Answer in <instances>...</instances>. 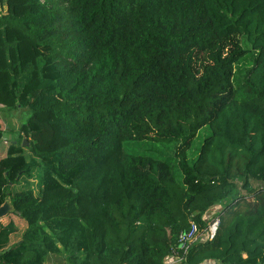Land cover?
Returning <instances> with one entry per match:
<instances>
[{
  "label": "trees",
  "instance_id": "1",
  "mask_svg": "<svg viewBox=\"0 0 264 264\" xmlns=\"http://www.w3.org/2000/svg\"><path fill=\"white\" fill-rule=\"evenodd\" d=\"M0 106V264H264V0H0Z\"/></svg>",
  "mask_w": 264,
  "mask_h": 264
},
{
  "label": "rangeland",
  "instance_id": "2",
  "mask_svg": "<svg viewBox=\"0 0 264 264\" xmlns=\"http://www.w3.org/2000/svg\"><path fill=\"white\" fill-rule=\"evenodd\" d=\"M5 112L7 114L6 118H8V119H6L7 123L11 125L12 131H13V132H10V135H13L15 139H18L19 137H21L18 135V131L20 130L21 125L25 124L28 121L30 114L28 113V111L26 109H20V108H18V109H5ZM205 134L206 133L204 131H202L201 135L203 136ZM198 142H200V140H198ZM6 145L8 148L10 143L6 144ZM144 148L154 150L157 153H160V154H163L166 156L173 155V150L171 148H158V147L150 148L147 146H144ZM7 150L5 148L6 152H7ZM34 189H35V192L37 193L38 188L36 185L34 186ZM8 206H10V205H8ZM220 209H222L221 206H220V208L213 207L207 214H205V220L208 222V225H211V226L213 225V223L217 217V212ZM174 258H176V257H174ZM171 260H172L171 264L173 262H175V260H173V259H171ZM47 264H67V263L65 262L64 257L62 255H54V256H50L47 259ZM207 264H214V263H207ZM215 264H218V263H215Z\"/></svg>",
  "mask_w": 264,
  "mask_h": 264
},
{
  "label": "crops",
  "instance_id": "3",
  "mask_svg": "<svg viewBox=\"0 0 264 264\" xmlns=\"http://www.w3.org/2000/svg\"><path fill=\"white\" fill-rule=\"evenodd\" d=\"M6 116H7V114L5 112V108H3V107L0 106V123H1V125L3 127V130H4L3 138L0 141V160L4 159L6 157V153L7 152L5 151V148H6V150L8 149L6 144L11 143V139H12V135H10V132H12V127H11L10 124L7 123V120L6 119H8V118H6ZM5 205H9V203L4 204L2 207H4ZM216 207L220 208V206H216ZM221 208H222V206H221ZM221 210L222 209H220L217 212V215L221 212ZM10 212H8L7 215H5L2 218H0V222L1 223H5V222H7L9 220ZM50 256H54V255H50ZM171 259H174V258L171 257ZM171 259H169V260H171ZM169 260H167V262H169ZM46 264H47V261H46Z\"/></svg>",
  "mask_w": 264,
  "mask_h": 264
},
{
  "label": "built area",
  "instance_id": "4",
  "mask_svg": "<svg viewBox=\"0 0 264 264\" xmlns=\"http://www.w3.org/2000/svg\"><path fill=\"white\" fill-rule=\"evenodd\" d=\"M218 228V217H216L213 225H208L207 227V233L203 236L204 238H208L211 239L214 237V235L216 234ZM198 239V230L197 227L195 225H192L191 230L184 234L181 237L180 243H181V248L184 247H188L190 243L196 241ZM187 249V248H186ZM185 254H183L181 257H176L173 260H175V262H173L172 264H178L181 263L184 260ZM172 260H169V262H165V264H171Z\"/></svg>",
  "mask_w": 264,
  "mask_h": 264
},
{
  "label": "water",
  "instance_id": "5",
  "mask_svg": "<svg viewBox=\"0 0 264 264\" xmlns=\"http://www.w3.org/2000/svg\"><path fill=\"white\" fill-rule=\"evenodd\" d=\"M24 144L27 145V140L24 141ZM10 208L8 205H5L4 207L0 208V218L3 216L7 215L9 212Z\"/></svg>",
  "mask_w": 264,
  "mask_h": 264
}]
</instances>
